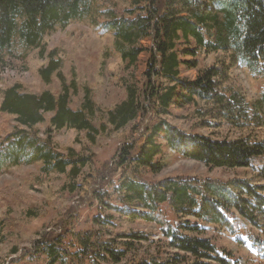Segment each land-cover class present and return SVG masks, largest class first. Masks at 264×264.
<instances>
[{"label": "trees", "instance_id": "1", "mask_svg": "<svg viewBox=\"0 0 264 264\" xmlns=\"http://www.w3.org/2000/svg\"><path fill=\"white\" fill-rule=\"evenodd\" d=\"M119 1L127 7L120 9ZM118 2L104 8L99 0H0V67L10 68L8 55L18 41L24 49L39 50L47 63L38 74L49 87L38 94L25 92L22 84L0 89V158L10 145L20 151L31 147V161L41 163L43 172L68 176L74 190L90 159L72 147L59 152L52 129L86 133L95 144L102 132L94 120L101 111L90 87L80 89L76 72L68 79L58 51L45 38L90 18L112 33L123 71L130 73L145 58L142 80L122 86L125 101L104 112L116 132L133 128L134 138L123 142L115 168L130 171L136 180L114 183L109 192L92 189L99 210L88 221L90 229L72 223L60 234H44L34 243V264H248L253 250L264 254V241L248 237L246 248L235 230L234 244L219 245L218 237L205 234L211 226L233 227L234 213L264 233V184L238 180L225 196L209 192L213 181L149 184L144 177L159 176L171 160L245 170L264 158V141L249 135L214 138L187 133L169 121L173 110L194 108V126L201 131L264 129V96L250 103L242 91L226 86L236 66L264 79V0ZM210 58L213 64L202 67ZM183 68L195 71L196 78L183 77ZM49 115L51 128L43 140L41 127ZM140 120L145 125H137ZM164 204L175 212V225L160 219Z\"/></svg>", "mask_w": 264, "mask_h": 264}, {"label": "rangeland", "instance_id": "2", "mask_svg": "<svg viewBox=\"0 0 264 264\" xmlns=\"http://www.w3.org/2000/svg\"><path fill=\"white\" fill-rule=\"evenodd\" d=\"M104 8H112L118 0H99ZM119 8L127 7L123 1L118 2ZM45 42L50 49H56L62 61L64 72L68 79L77 73L82 89L89 86L93 100L101 112L94 120L95 126L101 130L95 144H92L86 133L77 134L75 131L52 129V144L59 152L72 147L75 152L90 159V164L82 171L81 177L73 181L68 176L42 171V164L32 162L33 150L27 147L25 151L10 145L9 151H3L0 158V264H34V243L44 234H60L70 228L72 223L78 230H89L88 221L98 214V206L92 200V189L98 188L109 192L112 184H119L125 180H136L128 170L115 168L118 154L123 142L133 135V128L116 132L108 123L104 114L116 104L125 101L124 86L131 82L141 81L145 71V58L135 70L127 73L121 69L120 56L116 51L112 33L85 18L71 23L66 30H57L50 33ZM8 58L12 61L10 68L3 70L0 67V89L22 84L25 92L38 94L48 89L39 77L38 71L47 62L40 59L39 50L24 49L18 41L9 52ZM213 64V59L206 60L202 67ZM183 77L195 79L197 73L182 69ZM70 81V80H69ZM123 86V87H122ZM244 93L250 103L260 100L264 96V79L252 74L247 68L236 66L226 85ZM58 92L61 91L60 87ZM41 127V138L47 139L44 132L50 129V119ZM194 108L173 110L169 121L172 125L181 128L187 133H201L211 137L236 138L240 135H249L253 140L264 141V129L238 131L227 126L212 128L209 131L196 129ZM137 125H145L143 120ZM197 127V126H196ZM13 127L10 126V132ZM134 138V136L132 137ZM4 139V137H2ZM8 146V143H5ZM169 154H172L168 152ZM171 156V155H169ZM168 169L159 176L147 175L144 180L149 184H158L167 180L190 181L196 180L208 185L209 192L215 195L232 194L238 180L252 184H264V158L256 159L252 167L245 170H209L205 165L190 161H172ZM159 217L175 225L178 218L167 204L160 208ZM183 217H186L182 213ZM192 222L191 217L186 218ZM233 227L211 226L206 237H218L219 245L233 243L232 231H239L236 237L247 241L248 237H258L264 241V233L251 226L239 214L229 217ZM140 228L153 230L145 225ZM158 231L156 226L153 227ZM214 229L220 232L213 231ZM220 237V238H219ZM160 238V237H159ZM158 237L156 239H159ZM234 244V243H233ZM240 254L245 256L244 251ZM262 250L252 251L248 264H264Z\"/></svg>", "mask_w": 264, "mask_h": 264}]
</instances>
